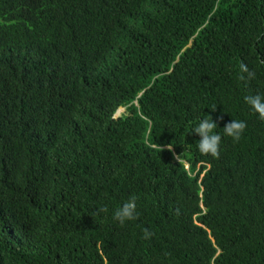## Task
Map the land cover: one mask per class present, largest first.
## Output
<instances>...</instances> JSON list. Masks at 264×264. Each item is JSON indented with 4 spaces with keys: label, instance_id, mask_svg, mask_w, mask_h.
<instances>
[{
    "label": "trees",
    "instance_id": "16d2710c",
    "mask_svg": "<svg viewBox=\"0 0 264 264\" xmlns=\"http://www.w3.org/2000/svg\"><path fill=\"white\" fill-rule=\"evenodd\" d=\"M258 93L264 0H0V264H264Z\"/></svg>",
    "mask_w": 264,
    "mask_h": 264
},
{
    "label": "clouds",
    "instance_id": "9594fccd",
    "mask_svg": "<svg viewBox=\"0 0 264 264\" xmlns=\"http://www.w3.org/2000/svg\"><path fill=\"white\" fill-rule=\"evenodd\" d=\"M239 68L242 73L239 77L241 81L246 79L243 74H247L248 79L254 77L255 73L250 71L248 66L243 61L240 62ZM244 99L245 102L259 114L260 119L264 120V95L259 93L256 95H247ZM212 110L215 111L216 108H212ZM217 127V123L210 115H208L199 120L192 132L198 134L200 137V140L197 142L199 152L203 155H211L212 157L219 159L222 137L215 131ZM246 127V122L233 119L225 125L223 132L226 136L232 137L235 142H238L241 139ZM157 147L161 152L164 150L160 144H158ZM168 147L171 148L170 145ZM177 159L179 160L180 165L184 163L182 156L177 157ZM137 199L138 197L133 194L125 203H123L122 206L115 209L113 218L118 221L121 226H123L126 221H131L137 218ZM99 211L106 212L107 208L99 209ZM152 235L153 233H151L148 228L143 229L144 239H150Z\"/></svg>",
    "mask_w": 264,
    "mask_h": 264
},
{
    "label": "water",
    "instance_id": "95a60500",
    "mask_svg": "<svg viewBox=\"0 0 264 264\" xmlns=\"http://www.w3.org/2000/svg\"><path fill=\"white\" fill-rule=\"evenodd\" d=\"M122 111H124L123 108L119 109L118 114H120Z\"/></svg>",
    "mask_w": 264,
    "mask_h": 264
}]
</instances>
